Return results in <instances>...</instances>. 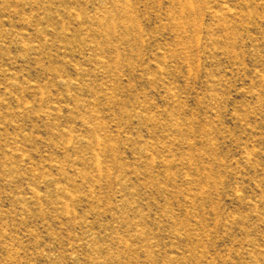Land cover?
Instances as JSON below:
<instances>
[{
	"label": "rangeland",
	"instance_id": "374dc122",
	"mask_svg": "<svg viewBox=\"0 0 264 264\" xmlns=\"http://www.w3.org/2000/svg\"><path fill=\"white\" fill-rule=\"evenodd\" d=\"M0 264H264V0H0Z\"/></svg>",
	"mask_w": 264,
	"mask_h": 264
}]
</instances>
